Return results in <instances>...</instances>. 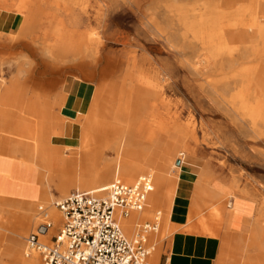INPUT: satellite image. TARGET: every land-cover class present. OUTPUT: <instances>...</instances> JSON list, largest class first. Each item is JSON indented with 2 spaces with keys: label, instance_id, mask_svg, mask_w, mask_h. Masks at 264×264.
Instances as JSON below:
<instances>
[{
  "label": "rangeland",
  "instance_id": "obj_1",
  "mask_svg": "<svg viewBox=\"0 0 264 264\" xmlns=\"http://www.w3.org/2000/svg\"><path fill=\"white\" fill-rule=\"evenodd\" d=\"M2 6L17 16L19 31L0 35V101L7 95L15 105L0 102V110H8L12 120V125L0 124L1 143L49 153V139L61 134V97L56 93L64 81L75 78L94 89L87 113L77 119L79 152L60 149L64 160L73 161L61 167L51 161L42 174L52 208L74 191H91L79 190L78 184L85 185L112 164L116 134L138 140L154 137L157 161L151 168L167 174L166 191L173 190L176 175L180 184L187 185V229L198 231V219H203L219 232L223 264H243L246 256L253 255L237 249L234 232L210 219V202L189 216L194 185L203 191L219 182L230 188L223 207L241 196L251 202L264 243V109L248 119L231 101L244 87L238 76L241 70L258 67L262 73L254 76L264 78V56L252 55V48L261 53L262 42H252L248 35L241 36L245 28L232 26L251 16L263 24L264 0H0ZM215 14L216 26L211 24ZM215 29L220 30L225 49L205 66L198 64L206 51L200 32ZM45 80L51 84V94H43ZM130 94L142 96L135 116L124 118ZM246 94L253 105L264 104V94L254 90ZM11 161L14 168L15 162L27 164L21 156ZM187 172L191 175L185 179ZM23 175L32 176L30 171ZM11 177L6 186L12 183L14 189L15 171ZM7 203L0 202V208L14 221L15 209ZM34 213L41 216L37 208ZM155 216L159 212L152 210L137 219L131 237ZM38 219L24 228L23 236L0 232V264H15L7 255L15 247L19 261L27 259L25 239L43 223ZM164 228L161 221L157 234L148 238V246L153 245L158 255L155 249L147 264L163 251L171 234ZM29 256L42 264L38 254Z\"/></svg>",
  "mask_w": 264,
  "mask_h": 264
},
{
  "label": "bare ground",
  "instance_id": "obj_2",
  "mask_svg": "<svg viewBox=\"0 0 264 264\" xmlns=\"http://www.w3.org/2000/svg\"><path fill=\"white\" fill-rule=\"evenodd\" d=\"M3 9L7 8L5 6L0 7V10ZM218 17L219 16L215 14L212 22L210 21L211 24H214V26H216ZM258 20L260 19L255 16H251L246 22L238 20L237 22L233 23L232 26L245 28L241 36L248 35L252 42L256 40H260L262 42L261 53L256 52V50L252 48V55L260 57L264 56V23H259L260 21ZM191 26L192 23H189L188 27L190 28ZM200 33L204 35L203 37H201V42L203 43L206 51L205 54L200 56V61H198V64H202L203 66H205L209 62L210 58L219 55V53H221L225 49V47L222 44L220 30L215 29L211 32L201 31ZM257 69L258 67H251L243 69L239 72L238 76H240L244 87H242L243 89L239 94H235L231 98L232 103L237 102L239 104V111H241L248 119H254L264 109V104L255 103V105H253L247 100V98H249V94L246 93H249L252 90H254V94H264V78H256L254 76L255 74L262 73V71H259ZM141 96L142 94L128 95V99L125 103V110L126 113L128 112L127 115L129 117H127L125 113V115H123L125 116L124 118L135 116L137 111L135 112L134 107L139 103ZM0 102L4 106L15 108V105L7 95L3 96ZM254 115L255 117H253ZM11 121L12 120L9 117L8 110H0V124L12 125ZM113 140V152L115 154V159L113 160L112 164L105 165L99 172H96L95 176H93L92 179L88 180L85 185L79 183L78 189L105 190L111 185L112 181L115 178H119L122 181L117 179L114 180V182L119 181L123 184L129 185L132 184L133 180H136L139 175H150L153 179V189L152 192L147 196L146 208L141 212H132L128 215L127 218H122L120 220V226L125 236L130 238L135 232L136 227L138 226H134V223L137 219L139 220L141 216L149 213L152 210L161 212L162 201L167 195L166 187L168 184V180L165 176L148 171L146 167L143 166V163L147 159V156L149 155L151 149L156 144L154 137H148L143 140H138L136 138L133 139L128 134L118 133L115 135V138ZM6 145L7 144H3L0 142V152L8 157L3 158L2 156H0V202H8V205L11 204L12 207H9L15 209V219L14 221H12L13 217H10L9 213L5 214L2 222L0 223V232H8L15 236H23L24 228L26 226L28 227L31 224L37 223V219L41 218L43 223L49 222L53 226L52 229L48 232V235L41 238L42 240L47 242L49 240V236L54 234L55 230H57V228L59 227V224L61 223V214L57 209L51 207L49 186L42 183V174L45 170L49 169V163L51 161L58 167L65 165L67 161L60 157V148L57 147L52 146L51 151L49 153H46L43 150L25 151L21 148V146L18 145H15V147L13 148L7 147ZM76 152H79V146L76 148ZM14 156L15 158L17 156H21L22 159L25 160L24 162H26L27 164L23 165L21 162H15L14 168L13 162L11 161ZM72 161L73 159L68 163H71ZM14 171L15 190L13 189L12 183L9 184V186H6L9 182V179L12 178L11 175ZM25 171H30L32 176L29 179L24 178L23 174ZM199 174L200 172L197 173V178ZM198 185L199 184H196L197 189L199 188ZM63 189L64 187L61 188V190ZM8 205L5 204L4 207L8 208ZM42 205L48 208V213L45 212L43 215L40 214L41 216H37L34 213V209L37 208V210L41 211L45 210L43 209ZM168 206L170 205H167V207ZM44 216H46L45 219ZM154 218H157L159 227L161 223L159 217L155 216L153 217V219ZM167 225L168 222L164 223V229L166 231ZM259 249L260 251H262V246H259ZM8 250L9 251H7V255L15 260V264H39V261L35 256H29L32 253L28 254L26 252L27 254H25V258L27 259L19 261V257H21L19 255V249L15 247ZM154 252L155 248L152 249L150 255ZM155 259V257L151 259L152 264H155Z\"/></svg>",
  "mask_w": 264,
  "mask_h": 264
},
{
  "label": "crops",
  "instance_id": "obj_3",
  "mask_svg": "<svg viewBox=\"0 0 264 264\" xmlns=\"http://www.w3.org/2000/svg\"><path fill=\"white\" fill-rule=\"evenodd\" d=\"M0 21V35L8 36L18 33L19 19L12 12L0 10ZM50 85V82L44 81L43 94H51ZM56 94H59V97H61L59 116L63 120V123L61 125V134L52 137L50 144L60 149L77 148L81 131L77 119L88 111L94 94L93 86L91 83L76 80L75 78L66 79ZM47 98L50 97L45 95V99ZM0 156L6 155L0 152ZM60 157L62 159L67 158L62 155ZM156 161L157 159L152 149L145 160L146 169L165 176L169 181L165 172L157 167L151 168ZM189 175H191L190 172H187L184 178L188 179ZM176 178L173 190L171 192L167 191V195L162 201L161 212H159L158 216L160 222H168L167 227L171 231V234L167 238L158 259L156 256L157 260L155 259V264H223V244L219 232H215L214 228L203 219H198V231L187 229L186 208L189 192L185 182L180 184V179L177 175ZM196 187L194 185L192 191L191 213L189 217L196 210L205 207L210 202V219L222 222L226 229L234 232V242L237 245V249L253 252L252 256L248 255L245 260L243 259V264H264L263 237L256 230L255 215H253L255 213L251 202L241 196L232 199L231 203L223 207L222 203L225 199L230 198L228 195L230 188L228 186L213 181L203 191ZM164 203L166 204L165 210H163ZM167 205L170 206L167 207ZM5 210V208H0V223L5 214H7ZM38 212L43 215L45 210H38ZM160 215L162 218H160ZM259 246H262V251H260ZM150 248L152 251L154 246L151 245ZM156 251L158 255V250L156 249Z\"/></svg>",
  "mask_w": 264,
  "mask_h": 264
},
{
  "label": "built area",
  "instance_id": "obj_4",
  "mask_svg": "<svg viewBox=\"0 0 264 264\" xmlns=\"http://www.w3.org/2000/svg\"><path fill=\"white\" fill-rule=\"evenodd\" d=\"M152 189V177L143 175L129 185L115 181L105 190L74 191L55 204L61 214L56 235L42 240L53 226L40 224L25 239L27 253L38 254L42 264H147L148 238L158 231L157 218L131 238L120 220L143 211Z\"/></svg>",
  "mask_w": 264,
  "mask_h": 264
},
{
  "label": "water",
  "instance_id": "obj_5",
  "mask_svg": "<svg viewBox=\"0 0 264 264\" xmlns=\"http://www.w3.org/2000/svg\"><path fill=\"white\" fill-rule=\"evenodd\" d=\"M177 165H179V162L177 163Z\"/></svg>",
  "mask_w": 264,
  "mask_h": 264
}]
</instances>
